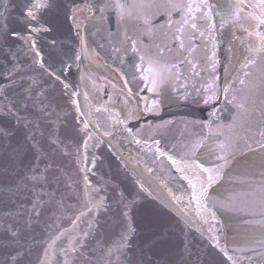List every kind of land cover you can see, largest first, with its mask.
<instances>
[{"label":"water","instance_id":"water-1","mask_svg":"<svg viewBox=\"0 0 264 264\" xmlns=\"http://www.w3.org/2000/svg\"><path fill=\"white\" fill-rule=\"evenodd\" d=\"M27 2L0 0V129L10 133L0 134V264H7L12 256H17L15 264H65L66 252L71 264H137L148 259L143 255L145 244L161 227L167 228V235L153 246L151 258L164 264H232L221 248L237 264H264V53L249 57L248 45L255 46L256 38H248L243 29L230 23L220 27L221 18L228 17L237 0H203L212 6V21L197 12L196 22L205 35L186 29L183 49L174 38L179 35L175 22L183 14L174 5L202 0H51V6L40 12L39 21L52 30L38 33L36 39L53 69L64 62L70 64L60 70V81L33 63L30 42L11 34H29ZM73 9H79V28L72 20ZM213 22L215 28L210 29ZM213 38L214 68L208 59ZM52 39L57 41L56 51ZM82 47L85 51L76 60ZM246 58L255 63L245 67ZM16 65L19 68L14 71ZM149 67L153 73H163L151 92L146 86L150 82L144 79ZM213 81L219 99L205 103L207 86ZM62 82L80 94H66ZM225 86L230 89L227 99ZM29 89L31 98L23 108L21 101ZM41 90L44 95H37ZM72 100H78L85 113L81 119L89 120L86 131L91 137L86 149ZM10 101L22 116L38 121L43 135L37 131L36 139L45 151L55 149L57 167L50 170L47 184H19L34 155L30 148L21 158L11 154V148L23 141L26 129L8 114ZM33 101L49 105L50 115L45 116ZM146 105L152 110L145 111ZM57 129L63 147L51 145L47 139ZM156 147L167 155L161 156ZM169 155L177 160L195 158L208 167L223 165L221 177L208 190L209 201L217 202L212 209L215 219L211 213L197 214L191 187ZM222 155L224 159L219 158ZM85 175L92 185L108 189V210L91 214L95 217L91 229L89 215L72 226L87 205ZM36 189L55 191L57 200L63 195L64 208L58 209L45 191ZM117 190L140 194L130 213L136 233L119 259L116 253L108 255L123 224L119 207L112 203ZM37 196L49 201L40 206L38 217L32 210ZM228 200L232 202L229 207L219 206ZM10 230H18V236L12 238ZM85 231L91 234L84 246L74 253L68 251L70 237L79 240ZM13 239L19 243H12Z\"/></svg>","mask_w":264,"mask_h":264},{"label":"snow or ice","instance_id":"snow-or-ice-1","mask_svg":"<svg viewBox=\"0 0 264 264\" xmlns=\"http://www.w3.org/2000/svg\"><path fill=\"white\" fill-rule=\"evenodd\" d=\"M51 6V0H28V2L24 6L25 10V21L27 24V29L29 34L26 36H23L20 32L12 31V35L16 37H20L25 40L26 43L30 42V48L29 51H31L33 55V63L38 65L40 68L44 69L50 76L54 77L55 80L60 81L61 77L59 75L60 70L67 69L70 67V64L67 62H64L60 65L59 69H53V67L46 63L44 60V53L41 51V49L38 46L36 35L40 32H50L52 29L50 26H47L43 23H40L39 21V14L42 10L48 8ZM120 7L119 5L117 6ZM174 7L178 8L182 12V18L180 21H176L175 23L178 25L176 28V33L179 35H175L174 38L180 41L179 47L183 49L185 47L183 36L186 32V29L190 28L195 31H199L201 36H204V31H200L199 25L196 22L197 17L196 13L200 12L202 13V18H205L206 21H212V6L207 5L203 2L196 4V3H187V4H177L174 5ZM234 10L228 14V17L225 19L224 17L221 18L220 27L223 28L226 23H230L233 27L238 26L239 28L243 29L244 32L247 33L248 38L255 37L256 43L255 46L252 44L248 45V51H249V57L253 53H264V0H257L255 3H245V0H237L236 3H234L231 6ZM207 8L208 11H204V9ZM246 9H252V11H246ZM91 10V9H90ZM258 10V11H257ZM79 9H73L72 11V20L74 23V26L79 28V24L77 23L78 20V13ZM103 11V9H101ZM122 14V13H121ZM35 22V23H34ZM173 21H168V26L172 27ZM210 29L215 28V23H211L208 25ZM209 37L211 38V32H209ZM192 38H194V32L192 33ZM83 45V40L81 41ZM133 43V50H135V41H132ZM50 44L53 47V51H56V45L57 41L55 39L50 40ZM215 41L213 38V51L211 52V55L208 57L209 60L212 61V66L214 68L215 66ZM85 51V49L82 47L81 51L76 53L74 58L76 60H79L81 58L82 53ZM144 58L141 57V60ZM255 61L251 60L250 58H246V64L245 67H247L248 64H253ZM175 67V66H173ZM195 67V65H193ZM19 68V65H16L14 68V71ZM13 73H9V76H11ZM84 77L82 76L81 79ZM163 78V73L160 71H156L153 73V69L149 67L147 70V74L144 76V79L146 82H150V86H148V90L154 91L156 84L158 82V79ZM36 81L33 80V84H35ZM63 88L66 90V94H69L70 96H78L80 93L78 90L71 91V86L67 82H62ZM241 83H244V81H241ZM229 87L225 86L223 89V93L225 95V98L227 99V95L229 93ZM28 92V95L25 97L24 100L21 101V106L23 108H27V100L31 98V91L26 90ZM207 93L205 103H208L210 100H218L219 99V93L216 89L215 81H213L211 84L207 86ZM37 95H44V90H41L40 93ZM88 93L85 92V97H87ZM34 104L39 105V111H41L45 116L50 115V113L47 111V108L49 105L41 102V101H33ZM71 103L75 106V111L77 113L76 120L78 121L80 127V131L85 133V140L83 147L86 149L88 147V139L91 137V133H87V128L89 126V120L88 119H81V117L85 116V113L82 111L80 104L78 100H72ZM155 104V102H153ZM242 107V105H241ZM7 112L10 115H14L16 117L17 124H23V126L26 129V135L23 138L22 142H18L17 145L13 148H11V154L13 158H21L26 150L28 148L31 149L33 155H34V161L31 163L30 167H28L24 173L23 176L20 177L19 184L25 185V182H43L47 184L49 182L48 174L50 170L55 169L56 163L53 159V152L55 149H53V152L45 151L43 145L41 144V141L36 139V132L40 131L41 135H43L42 130L39 127L38 121H33L28 118L27 114L21 115L20 111L15 108V105L10 101L9 104L6 106ZM107 110V109H105ZM152 109L149 108L147 105L145 106V111H151ZM90 115V113H89ZM133 113H129V118H131ZM215 115V113H210V116ZM59 120H57V123ZM119 122V121H118ZM126 123V120L124 121ZM32 125V127H29ZM207 126L209 127V130L211 131V120L207 122ZM128 131L131 133V129H128ZM0 134L3 135H10V133L5 132L4 130L0 129ZM262 136H264V132L261 133ZM47 139L51 145L61 146V140L59 137V130H54L50 132L47 136ZM137 143H140V140L137 139ZM157 145L159 142H156ZM202 143V142H201ZM224 147V146H221ZM155 151L159 153L161 156L167 155L165 152L161 151L159 147H156ZM65 154L67 152L65 151ZM195 156V153H193V157ZM220 159H224V156L222 155L219 157ZM168 159L172 161L174 165L177 166V169L181 174L184 176V179L188 181L190 187H191V200L195 201L196 208H197V214L203 215L204 213H211V216L213 219H215V212L212 211L214 207L217 206L216 201L210 202L208 199V190L209 188L217 182V180L221 177L222 172L221 169L223 165H213L212 167H208L205 165V163L200 162L199 160L192 158V159H182L177 160L172 156H168ZM84 160H87V156H84ZM227 161H225L226 163ZM93 165H95V157H93L92 160ZM82 171H89V169H82ZM149 171H151L149 169ZM84 183H85V192L84 196L87 200V205L84 207L82 211H80L77 215L75 220L72 222V226L75 227L77 221L81 219V217L85 215H89L91 217L89 221V229L92 227V221L95 219L94 216L91 214L96 213L98 214L101 209H104L105 211L108 210V189L106 186L97 187L92 185L91 181L89 180L88 176L85 175L83 177ZM53 181H56V176L52 177ZM140 188L143 189L144 185L137 181ZM36 191H45L44 189H36ZM45 194L48 195L49 201H54L58 209L64 208V198L63 195H61L60 199H56V193L55 191L52 192H46ZM150 194V193H149ZM116 197L112 203H114L116 206L120 209V215L123 218V224L122 229L120 232V235L117 237V239L113 242V244L108 249V255H112L113 253H116L117 258L123 254L126 253L127 249L131 247V239L132 236L136 233V228L133 226L131 221V215L130 213L135 209L137 201L140 199L139 193H128L126 194L122 190L116 191ZM132 197V198H130ZM175 200H179V197H173ZM49 201H43L39 198V196L36 197V200L32 204V210L34 214L38 217L40 215V206L43 204L49 202ZM231 200L219 202L220 207H229L231 205ZM206 219V218H205ZM33 221L31 219V215H29L28 218V226L31 227ZM211 231V229H209ZM19 234L18 230H10V235L12 238H16ZM64 232L62 231L58 236H56L52 241L49 243V247H52L55 243V239H59L60 235H63ZM91 233L89 231H85L80 234V239L78 240L77 237H70L69 239V248L68 251L70 252H76L79 248H82L85 244L86 238ZM167 235V228L161 227L158 230H155L152 232V235L150 239L145 244L146 251L143 253V255L147 256L148 259H141L137 262V264H164V262L159 260H153L151 258V249L153 246L163 239L166 238ZM212 240L215 243L217 247H219V242L217 238L213 235ZM6 244L8 241L5 242ZM12 243H19L18 240L13 239ZM99 243V242H98ZM65 251V250H62ZM221 251L224 252L226 256H228L229 260H232V264H237L235 260L232 259V256H230L226 249L221 248ZM48 250L45 249V255H47ZM19 255V253H17ZM17 259V256H12L10 260L7 262V264H15ZM41 264H44V261H41ZM65 264H71L70 259L67 255V252L65 254ZM127 264V262H125Z\"/></svg>","mask_w":264,"mask_h":264}]
</instances>
